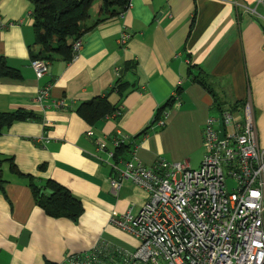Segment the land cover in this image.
Here are the masks:
<instances>
[{
    "label": "crops",
    "instance_id": "crops-1",
    "mask_svg": "<svg viewBox=\"0 0 264 264\" xmlns=\"http://www.w3.org/2000/svg\"><path fill=\"white\" fill-rule=\"evenodd\" d=\"M32 5L29 0H0L6 24L0 31V58L21 76L0 78V113L23 110L40 118L4 131L0 155L13 157L25 176L66 187L82 202L84 214L77 223L47 216L35 204L25 179L11 176L5 165L9 183L0 191V264H62L100 246L102 253L114 248L137 251L139 240L113 219L127 211L136 216L148 194L120 178L125 164H116L112 151L99 152L97 141L107 148L113 136L131 139L151 128L135 140L136 160L149 167L187 162L197 169L205 153L202 136L208 120L223 122L224 114L241 120L249 100L258 144L264 149V0H130L126 12L108 19L102 4L94 2L85 22L91 30L80 39L81 49L74 51V41L72 61H45L49 72L42 79L31 67L37 60L33 55L40 51L34 46ZM124 33L129 40L122 46ZM131 62L137 65L138 89L120 105L121 117L96 127L78 117L76 108L104 96L124 64ZM192 68L210 75L223 112L214 108L202 87L189 82ZM180 86L184 90L179 96ZM44 88L49 97L39 102ZM175 94L176 103L165 113V125L159 126L155 113ZM110 100L115 104L117 97ZM236 102L242 105L231 110ZM215 129L220 138L225 136L227 129L217 124ZM197 154L201 159L194 168L192 157ZM41 165H46L44 172ZM114 180L121 184L118 190L113 189Z\"/></svg>",
    "mask_w": 264,
    "mask_h": 264
},
{
    "label": "built area",
    "instance_id": "built-area-1",
    "mask_svg": "<svg viewBox=\"0 0 264 264\" xmlns=\"http://www.w3.org/2000/svg\"><path fill=\"white\" fill-rule=\"evenodd\" d=\"M5 27L0 17V31ZM128 40L124 33L119 42L125 46ZM81 47V40L75 41L74 51ZM31 67L37 79L49 72L45 61L32 60ZM48 92L42 89L38 101L44 102ZM252 109L248 100L243 119L224 114L223 138L215 121L208 120L202 136L205 153L197 169L187 162L149 167L134 155L125 163L120 178L148 194L136 216L127 211L113 219L140 243L133 253L113 249L125 264H264V149L258 144ZM87 135L92 137L90 131ZM125 139L117 135L113 142ZM97 146L99 152L106 149L104 141ZM229 181L234 182L231 188ZM112 186L118 190L121 184L114 180ZM95 251L102 252L101 246Z\"/></svg>",
    "mask_w": 264,
    "mask_h": 264
},
{
    "label": "trees",
    "instance_id": "trees-1",
    "mask_svg": "<svg viewBox=\"0 0 264 264\" xmlns=\"http://www.w3.org/2000/svg\"><path fill=\"white\" fill-rule=\"evenodd\" d=\"M33 4V31L35 35L34 46L40 51L33 55V59L47 62L61 58L66 62L73 59V43L91 30L85 26L90 17V10L94 2L102 4V15L108 18L123 14L129 8L128 0H29ZM103 20H99L101 22ZM194 24V21H193ZM192 24V25H193ZM123 72L119 74L113 86L104 96H98L91 101L82 103L75 110L78 117L82 118L91 127H96L106 119H119L122 115L120 105L126 97L137 88L136 63L124 64ZM196 71V73L194 72ZM188 79L192 84L202 87L214 100V108L223 112L222 101L217 97L211 84L210 75L202 73L198 69L189 70ZM0 78H21L18 70L8 67L4 58H0ZM182 86L177 87L176 93L180 96ZM111 96L117 97L115 104L111 103ZM176 94L155 113V121L170 111L176 103ZM242 103L236 102L231 110L236 111ZM40 118L33 112L19 110L13 113H0V135L11 128L15 123L26 121H39ZM151 128H147L135 138L120 141L114 145L112 139L108 140L106 151H112V160L116 164L130 162L134 155L135 140L149 134ZM113 146V147H112ZM9 166L11 176L25 179L26 186L30 188L35 204L40 207L47 216L53 219H68L77 223L84 214L82 202L75 197L66 187L50 179L35 178L31 175H23L17 168L13 157L0 155V191L9 183L5 176L4 166ZM41 172L46 170V165L39 167ZM52 264V263H46ZM62 264H125L122 254L110 250L98 253L93 251L85 255L70 257Z\"/></svg>",
    "mask_w": 264,
    "mask_h": 264
},
{
    "label": "rangeland",
    "instance_id": "rangeland-1",
    "mask_svg": "<svg viewBox=\"0 0 264 264\" xmlns=\"http://www.w3.org/2000/svg\"><path fill=\"white\" fill-rule=\"evenodd\" d=\"M217 119H219V118H217ZM215 124H217V126H219V127H220V126H221V127H224V123L222 122L221 119H219V122H218V123H215ZM199 152H200V155H201V157H202L203 149H200ZM201 157H199L198 154L192 157V163H193L194 168H197V167L195 166V164L199 161V159H201ZM198 165H199V164H198ZM232 185H234V182L229 181L227 186H228L229 188H231Z\"/></svg>",
    "mask_w": 264,
    "mask_h": 264
}]
</instances>
